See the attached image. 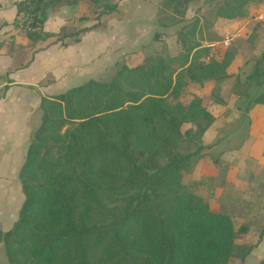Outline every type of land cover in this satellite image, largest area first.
I'll return each instance as SVG.
<instances>
[{
  "label": "trees",
  "instance_id": "trees-1",
  "mask_svg": "<svg viewBox=\"0 0 264 264\" xmlns=\"http://www.w3.org/2000/svg\"><path fill=\"white\" fill-rule=\"evenodd\" d=\"M74 1L19 0L14 25L32 42L66 46L117 6L106 2L90 26L42 29L48 8ZM191 1L162 0L158 25H164L162 15L182 17ZM209 1H215L214 17L230 21L253 17L264 3ZM185 25L176 32V54L165 46L140 63L120 64L108 81L88 79L41 98L40 123L18 171L24 199L11 228L0 230L5 264L243 263L253 245L238 244L237 238L247 224L236 225L184 182L215 118L202 96L186 103L182 98L194 83L219 86L234 54L210 57L196 37L199 19ZM153 39L161 40L160 33ZM261 62L264 49L247 75L259 90ZM252 103H264V89Z\"/></svg>",
  "mask_w": 264,
  "mask_h": 264
},
{
  "label": "rangeland",
  "instance_id": "rangeland-1",
  "mask_svg": "<svg viewBox=\"0 0 264 264\" xmlns=\"http://www.w3.org/2000/svg\"><path fill=\"white\" fill-rule=\"evenodd\" d=\"M126 1L127 0H125V2ZM105 3L106 0H96L95 3L91 0H82L80 8L77 10V14L75 16L72 15L73 17L68 19L69 21L66 24L71 26L89 24L88 21H91L86 19L96 20L95 13L101 12V8H103ZM98 4L99 6H97ZM262 4L258 6L253 17L241 21H230L214 17L213 9L215 1H191L187 5L185 14L182 17H176L175 15L172 16L169 15V13L168 15H162L161 22L164 25L160 26L157 24L155 27L149 29L151 31L155 30L156 32H159L161 40H154L152 37L148 43L141 45L139 49L135 50L126 47L125 44L127 43H124L126 39L122 36L120 39H116L114 36L112 38L113 41L110 40L112 34L116 35L121 33V29L122 31L124 30L123 25L117 26L111 24L110 28L107 26L108 28H100L91 33L85 34L81 42L80 48H87L93 44V41L95 43L100 41L101 57L99 65H97L98 61L94 66L86 64L83 68V72L80 73L79 71L77 74L71 72L73 69L71 67L72 65H70L69 72L74 75L72 78L65 79V81L52 82L54 77L51 74H48L46 78L40 82L42 79L41 74L47 62V65L52 67L53 63H61L64 65L66 56H73L75 53V50L72 51V48L71 50L64 49V52L52 56V61L48 60L49 57L44 58L40 56L34 67L35 74L33 73L31 78L34 79L33 82L40 84V90L45 94L64 92L67 87L79 85L90 78L108 81L113 77L120 64H127L130 66L135 65L140 63L146 56L154 55L157 51L164 50L165 46L170 54H176L179 52L180 44L177 40L176 32L185 24V27L190 26L195 18H198L199 31H197L196 37L202 46L209 48L210 57L219 59L225 51L233 52L234 55L227 68L229 76L223 80L219 86H216L215 82L211 80H205L202 84L194 83L182 98V101L186 103L194 95L202 96L210 109H213L217 113L219 111L220 116H218V120L219 118H222V116H225L226 118L225 122L220 123L218 120L213 122L209 129L204 133L200 143L201 154L197 158L193 169L184 177V182L192 191L204 195L209 200L214 198L212 195V191H214V186H212L213 183L222 186L225 192V197H223L224 201H222V203L225 202L224 207L228 210L232 209L235 211L236 209L233 203L237 204V201H235L236 198H242L244 195H247V193H250L253 197L252 201L248 203L250 210H248V216H246L245 222L240 223V226L249 224L254 228L257 227L256 230L258 232V230H261L262 226H264V217L262 218L260 216L261 214H264V189L259 187L264 185V155L260 156V154H258L260 151L259 149L250 148L254 145H256L255 147H264V120L262 119L260 121L261 118H264V103L260 106H255V104L252 103L253 98L264 89V84L263 88H260L259 90L254 80L247 79V75L253 70L255 60L259 58L264 49V14L259 17L262 13ZM82 15L86 16L85 20H80L79 16ZM113 22L116 23V21ZM136 29V27L127 28V30L132 32H135ZM149 30L147 28L148 34ZM227 30L234 32L235 37L225 48L221 46L220 42L223 38V33ZM47 42H49V40L45 42L38 41L35 44L32 42L29 51L32 54L40 49L42 50L46 47ZM69 43L75 45L72 40H69ZM32 47H35L34 51ZM21 59L23 60L24 56ZM69 59H71L69 61L78 65H82L80 62L84 60L79 54H76ZM55 67L56 66H54V68ZM260 67L264 68V62L260 63ZM48 71L55 74L53 70ZM26 73V71H21L18 72L17 75L24 77ZM48 82L51 83L41 85ZM214 88H216L217 91H215ZM212 91L216 92L218 96L223 99L224 103L216 102V97L214 96V93L212 94ZM215 103L218 104V107L214 108L212 106ZM227 103L229 104L228 107L224 108V105ZM249 110H251L250 116H248ZM253 117L255 121H252ZM39 121L40 120H38V123ZM221 131H223L225 141H222L221 139ZM196 146V144L192 143L190 145V150H194ZM229 146L233 148L241 146L243 149L238 150V153L235 154L232 159L227 157V163L225 162L226 159L223 158V162L227 165H225V168L227 169L225 171V168L223 169V165L220 166L221 162L218 163L217 159L220 156L221 151ZM250 151L255 154H250ZM241 152L244 153L243 156L239 155ZM238 163H244V165L238 169L239 172L236 174V177L234 174L235 171H229L228 167L230 164L235 165ZM209 169H217V171H219L215 172L217 173V179L210 181L206 176ZM244 169L245 171H243ZM254 173L256 175H254ZM222 176L225 180L221 179ZM233 180H236L237 185L233 184ZM236 189H238V195L235 196L236 198H232L231 192L233 193ZM23 199L24 195L21 191L20 181L18 179V170L14 169L11 171V175L0 177V210L10 206L13 221L17 219L18 211ZM254 200H258L257 203ZM256 214L261 218L253 216ZM240 218L241 217L239 216V219L236 220L239 221ZM237 221H235L236 225L239 223ZM9 223L6 225H9ZM244 241L242 235L238 236V244H246ZM5 263L6 256L4 249L1 246L0 264ZM235 264H240V262L236 260Z\"/></svg>",
  "mask_w": 264,
  "mask_h": 264
},
{
  "label": "crops",
  "instance_id": "crops-1",
  "mask_svg": "<svg viewBox=\"0 0 264 264\" xmlns=\"http://www.w3.org/2000/svg\"><path fill=\"white\" fill-rule=\"evenodd\" d=\"M17 1L19 0H0V174L2 175H0V177L11 175V171H13L14 169L19 171L22 163L24 162L27 147L30 143L32 133L40 123V121L38 123V120H40L41 114V111L39 109L41 98L43 96H52L58 94H45L40 90V84L33 82L34 79L31 78V75L33 73L35 74L34 67L38 62V58L40 56L44 58L49 57L48 60L52 61V56L64 52V49L71 50L72 48V51L75 50V53L73 56H66L64 65H62L61 63H53L52 67L47 65L48 62L46 63V69L44 67V70L41 74L42 79L40 80V82L43 81L48 74H51L54 77L52 82L62 80L65 81V79H70V77L72 78L74 76L73 74H77L79 71L80 73H82L84 70L83 68L86 64L94 66L97 61V65L100 64V41H98L97 43L93 41V44L91 46L87 48H80L83 36L100 28H110L111 24H115L117 26L123 25L124 30L122 31L121 29V33H118L116 35L112 34L110 40H112L114 36L116 39H120L122 36L126 39V41L124 42L127 43L125 44L126 47L132 48L134 50L139 49L141 45L148 43L156 32L155 30L151 31L149 29L155 27L158 24L157 11L162 0H127L126 2L125 0H106V2L108 3L117 4L116 9L110 13L102 15V17H100L99 19L100 24L97 27L82 33L79 37V40L74 41L75 45H71V43H68V45L66 46H61L59 43L48 45L47 42L44 49H40L32 54L29 51L32 41L26 36L25 32L22 29L14 25V19L16 17L15 3ZM81 1L82 0H75L72 3H62L58 6L48 8L45 13L42 29L47 32H58L59 28L62 25H66V23H68L69 21L68 19H71L73 17L72 15L75 16L77 14V10L80 8ZM85 19L86 18L82 20ZM86 20H90L91 22L88 21L89 24L81 26H90L97 22V20ZM113 21H116V23H114ZM128 27H136L137 29L135 32H132L127 30ZM147 28L149 30V34L147 33ZM33 43L35 44L36 42ZM32 48L34 51L35 47ZM76 54H79L80 57L84 59L82 62H80L82 63V65L74 64L72 63V61H69L71 60L69 58L74 57ZM23 56L24 59L22 60L21 58H23ZM31 56L33 57L31 58ZM70 65H72L71 67L73 70L71 72L73 74L69 72ZM54 66H56V69L54 68ZM48 70H53L55 74H52ZM21 71L27 72L24 77L17 75V73ZM49 83L51 82L41 85ZM68 88L70 87H67V89ZM262 104L263 103H257L255 104V106H260ZM217 105L218 104L215 103L212 107H218ZM228 105V103L224 105V108L228 107ZM208 110L215 118L213 122L217 121L218 116H220L219 111L217 110V113L213 109H210L209 106ZM250 115L251 110L248 111V116ZM225 119V116H222V118H219L218 121H220V123L225 122ZM262 119L264 120V118H261L260 121ZM252 121H255L254 117L252 118ZM221 139L222 141H225L223 131H221ZM255 146L256 145H254L250 149H259L260 151L258 152V154H260V156L264 155V147ZM240 149L243 148L241 146L234 148L229 146L228 148H225L221 151L217 162H221L220 166L223 165L224 169L227 163V157L229 159H232ZM249 153L255 154L251 153V151ZM243 154L244 153L241 152L239 155L243 156ZM223 158L226 159H224L226 163L223 162ZM243 165L244 163H238L235 165L230 164L228 170H234V174L236 175L239 172L238 169ZM226 170L227 169L225 168V171ZM243 171H245V169ZM215 172L219 171H217V169H209V172L206 173V176L210 179V181L217 179V173ZM254 175L256 174L254 173ZM221 179L225 180L223 176L221 177ZM232 182L234 185H237L236 180H233ZM212 186H214V191H212V195L214 196V198L211 200L207 198L211 207L219 208L229 213L232 216L234 222L237 221L236 219H239L240 216V220L237 221L239 222L238 225L245 222L246 216H248V210H250L248 203L253 199L252 195L250 193H247V195H244V197L242 198H236L235 196L238 195V189L233 192L234 194L231 192L232 198H236L235 201H237L238 205L235 203H233V205H235V209L238 212L232 209L228 210L226 207H224L225 202L222 203V201H224L223 197H225L224 188L222 186L215 185L214 183ZM259 187L264 189V185H261ZM257 201L255 202L257 203ZM253 216H261L263 218L264 214H261L260 216L256 214ZM13 222L14 221L11 216L10 206L1 209L0 229L2 231L7 230L12 226ZM8 223L9 225H6ZM247 226L248 230L242 234V238L245 240V243L252 244L253 246L250 252L244 257L242 264H260L262 261H264V232L259 239L258 234L260 230H258L257 232V227L254 228L249 224H247ZM262 228L264 229V226H262ZM1 246L2 243L0 242V247Z\"/></svg>",
  "mask_w": 264,
  "mask_h": 264
},
{
  "label": "built area",
  "instance_id": "built-area-1",
  "mask_svg": "<svg viewBox=\"0 0 264 264\" xmlns=\"http://www.w3.org/2000/svg\"><path fill=\"white\" fill-rule=\"evenodd\" d=\"M261 12L262 13L260 14L259 17H261L264 14V3L261 5ZM222 37L223 38L220 42L221 46L226 48L229 45L230 41L234 39L235 34H234V32H230L227 30L223 33ZM212 45H214V44H212Z\"/></svg>",
  "mask_w": 264,
  "mask_h": 264
}]
</instances>
